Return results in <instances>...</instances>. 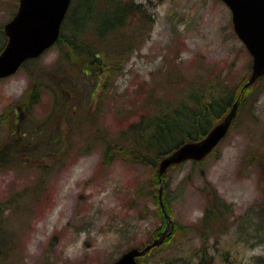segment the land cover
Masks as SVG:
<instances>
[{"label":"rangeland","instance_id":"obj_1","mask_svg":"<svg viewBox=\"0 0 264 264\" xmlns=\"http://www.w3.org/2000/svg\"><path fill=\"white\" fill-rule=\"evenodd\" d=\"M115 1L123 10L118 36L106 34L98 43L113 71L105 62L90 76L82 68L68 71L69 59L78 56H62L64 47L53 45L0 78V146L14 150L0 162V264H107L130 247L142 248L160 227L155 238H174L138 264H264V214L258 212L264 77L244 89L252 58L233 30L229 8L220 0ZM17 5L0 0V51L3 24ZM91 42L98 41H81ZM106 43L110 49L101 46ZM115 44L124 53L108 59L103 53ZM226 88L239 90L237 116L200 162L157 169L158 184L151 180L155 169L130 161L118 147L101 167L105 141H118L141 117L189 102L190 92L210 105ZM35 130L40 146L30 134ZM210 187L235 216L227 233L210 238V261H201L192 226ZM249 215L254 221L238 220Z\"/></svg>","mask_w":264,"mask_h":264},{"label":"trees","instance_id":"obj_2","mask_svg":"<svg viewBox=\"0 0 264 264\" xmlns=\"http://www.w3.org/2000/svg\"><path fill=\"white\" fill-rule=\"evenodd\" d=\"M132 6L138 7L136 8L137 12L140 10L139 4H133ZM119 9L120 8L116 5L115 0H102V2L99 0H71L68 13L61 25L59 38L55 43V45L64 47V50H62V56H78L77 59H75V57L74 59H69L71 61L68 64L71 66L68 71H75L77 68H82L84 69V72L90 76L93 72H95L94 68L97 66H103L104 62L106 63V70L109 72L113 71L114 68L111 64L105 61V57L102 58V53L100 52L98 43L101 40L108 38V36L106 37V34L110 33L113 34V36H118L119 23L122 21L121 19L123 17V10ZM142 12L143 11H141V13ZM145 21L146 20H143V22ZM84 32H87V36L85 38H83ZM80 36L83 39H81ZM87 39H95L98 42L95 45H91L93 42L89 43V46L87 44L82 45L81 41ZM110 45L111 44L106 43L101 46L110 49ZM124 47L129 49L130 45L128 47L125 45ZM104 48L102 47L101 49ZM112 49L113 51H105V53H103L108 59L113 57H122L120 54H123L125 50L124 48H117L116 44L112 46ZM29 61L31 60L24 62L22 66L29 64ZM71 74H73V72H71ZM98 81H96L97 84ZM255 84H253L251 88H253ZM249 89L250 88H248V90ZM238 91L239 90H236L235 88L230 90L228 88L218 90V96H216L217 101L213 97L214 103L211 102L209 103L210 105H207V101L203 102L202 100V102H199L201 96L191 94L190 92L188 96L189 102L183 101L172 110H166L164 107H160L158 108V113H156L155 116L149 118L141 117L139 122L137 121L138 123H132L126 131L122 132L124 134L118 139V141L117 139L105 141L106 147L103 151L101 167L106 166L110 162L112 154L115 151V147H118L119 149L116 152H120L130 161L146 166L148 165L156 171L160 160L166 155L172 153L178 146L184 142L195 141L202 138L238 99ZM192 92L195 93L194 91ZM34 94V88H32V93L30 94L31 100L34 99ZM241 99V97L238 99L239 105L241 103ZM192 103H195V105ZM30 134L31 136H35V140L37 141L39 133L35 130V132H31ZM55 140L56 139H54V141ZM37 142L40 143L37 144V146L42 144L41 140ZM2 148L3 147L0 146V162H4L8 158L9 154L14 151ZM28 151L35 152L34 149H29ZM192 162L197 163L200 161L192 160ZM163 175L164 174H162L161 177L162 180L164 179ZM152 178V184H158L159 179L157 177V171L151 175V180ZM205 181L207 180L205 179ZM163 182L165 181L163 180ZM151 189L155 199L156 189L154 187H151ZM167 205L168 203L164 205L165 209L170 207ZM258 206L260 208L258 212L264 214V184L261 186V200L260 205ZM167 212L170 213L169 210ZM234 216L235 211L233 206L220 197L213 187H210L206 193L205 206L202 215L197 224L192 226L200 241L198 248L195 249L196 257H198L201 261L209 258L210 261L211 256L207 252L210 238L212 236L218 237L221 234L227 233L231 227L229 226L231 224L229 220L234 218ZM253 217H255V215L245 216V219L239 218L238 220L245 221L249 218V220L254 221ZM262 223L263 220L261 221V224ZM183 229H185V227H181L176 231V233L182 231ZM255 229L260 230L259 228ZM160 230L161 227L154 229L149 234L148 238L143 242L144 245H142L145 246L151 242L158 235ZM173 238L174 236L168 237L163 240L160 245L152 247L145 255L140 256L139 260L142 259L147 261L149 258L148 256L169 245Z\"/></svg>","mask_w":264,"mask_h":264},{"label":"water","instance_id":"obj_3","mask_svg":"<svg viewBox=\"0 0 264 264\" xmlns=\"http://www.w3.org/2000/svg\"><path fill=\"white\" fill-rule=\"evenodd\" d=\"M231 11L233 28L252 56L251 72L243 85L249 86L264 74V0H222ZM70 0H19L11 19L3 25L6 42L0 51V78L17 71L21 64L38 57L57 39ZM234 102L206 135L177 147L161 159L159 174L172 164L199 160L209 154L226 135L237 113ZM163 242V234L142 248L132 247L110 264H137V258Z\"/></svg>","mask_w":264,"mask_h":264},{"label":"flooded vegetation","instance_id":"obj_4","mask_svg":"<svg viewBox=\"0 0 264 264\" xmlns=\"http://www.w3.org/2000/svg\"><path fill=\"white\" fill-rule=\"evenodd\" d=\"M231 128V127H230ZM230 130V129H229Z\"/></svg>","mask_w":264,"mask_h":264}]
</instances>
